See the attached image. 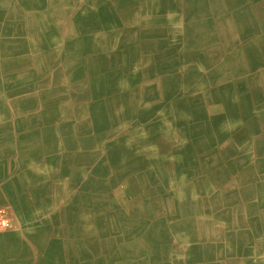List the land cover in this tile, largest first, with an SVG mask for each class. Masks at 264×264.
<instances>
[{
  "label": "bare ground",
  "instance_id": "1",
  "mask_svg": "<svg viewBox=\"0 0 264 264\" xmlns=\"http://www.w3.org/2000/svg\"><path fill=\"white\" fill-rule=\"evenodd\" d=\"M12 142L69 240L0 264H264V0H0Z\"/></svg>",
  "mask_w": 264,
  "mask_h": 264
},
{
  "label": "crops",
  "instance_id": "2",
  "mask_svg": "<svg viewBox=\"0 0 264 264\" xmlns=\"http://www.w3.org/2000/svg\"><path fill=\"white\" fill-rule=\"evenodd\" d=\"M5 147L9 150V152L12 153H9V155L7 154L4 157L0 156V192L4 193L0 194V201L5 206L7 205L13 207L16 212V214L15 212L14 214L19 215V222L17 220L16 222L14 221V223L17 224V227H19V230L1 233L0 248L9 245V243L15 242L20 237L25 238L29 245H33V242L29 240L30 238H28L27 235L32 234L33 230H36L40 236L43 237L45 235L48 237V239H51V241L55 240L57 244L60 245V252L65 253L64 247L69 240L65 233V230L68 229L66 220V216L68 215L67 202L62 200L56 204H53L46 198L43 199L42 203L40 204L39 210H36L34 203L27 201L30 195H34L33 191L37 190L36 185H33L32 183L29 184L27 181L26 183L25 181L23 183V181L19 178V182L17 184L14 183L12 186H9L10 184L8 180L14 176L13 170L14 172L17 171L18 173L16 166L17 153H13V150L15 149L13 142L9 146L5 145ZM5 188H7V191L10 190V192L5 193ZM57 208L61 209V214L58 218L54 216ZM40 210H42L41 213H43V211L46 212V215H40ZM80 255L85 257L86 251H82Z\"/></svg>",
  "mask_w": 264,
  "mask_h": 264
},
{
  "label": "built area",
  "instance_id": "3",
  "mask_svg": "<svg viewBox=\"0 0 264 264\" xmlns=\"http://www.w3.org/2000/svg\"><path fill=\"white\" fill-rule=\"evenodd\" d=\"M13 216V212L8 207H0V233L11 229L14 222Z\"/></svg>",
  "mask_w": 264,
  "mask_h": 264
},
{
  "label": "rangeland",
  "instance_id": "4",
  "mask_svg": "<svg viewBox=\"0 0 264 264\" xmlns=\"http://www.w3.org/2000/svg\"><path fill=\"white\" fill-rule=\"evenodd\" d=\"M17 219V218H16ZM16 222V221H15ZM14 226L12 227V230H14L16 227H15V225H16V223H14L13 224ZM2 233H4V232H2Z\"/></svg>",
  "mask_w": 264,
  "mask_h": 264
}]
</instances>
